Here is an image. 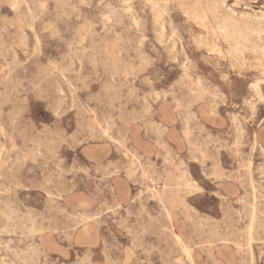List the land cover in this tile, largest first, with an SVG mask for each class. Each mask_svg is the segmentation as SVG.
Segmentation results:
<instances>
[{
  "label": "rangeland",
  "instance_id": "374dc122",
  "mask_svg": "<svg viewBox=\"0 0 264 264\" xmlns=\"http://www.w3.org/2000/svg\"><path fill=\"white\" fill-rule=\"evenodd\" d=\"M0 211V264H264V0H0Z\"/></svg>",
  "mask_w": 264,
  "mask_h": 264
},
{
  "label": "bare ground",
  "instance_id": "6f19581e",
  "mask_svg": "<svg viewBox=\"0 0 264 264\" xmlns=\"http://www.w3.org/2000/svg\"><path fill=\"white\" fill-rule=\"evenodd\" d=\"M224 49V48H223ZM2 213V211H0ZM178 239H179V236L177 235Z\"/></svg>",
  "mask_w": 264,
  "mask_h": 264
}]
</instances>
